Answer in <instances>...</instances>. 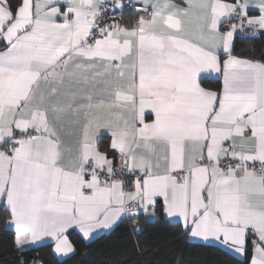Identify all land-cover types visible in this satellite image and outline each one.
<instances>
[{
  "label": "snow or ice",
  "instance_id": "6c2138e0",
  "mask_svg": "<svg viewBox=\"0 0 264 264\" xmlns=\"http://www.w3.org/2000/svg\"><path fill=\"white\" fill-rule=\"evenodd\" d=\"M256 36L264 0H0L14 264L41 246L69 257L74 232L139 237L151 221L264 264V57L235 45Z\"/></svg>",
  "mask_w": 264,
  "mask_h": 264
},
{
  "label": "trees",
  "instance_id": "16d2710c",
  "mask_svg": "<svg viewBox=\"0 0 264 264\" xmlns=\"http://www.w3.org/2000/svg\"><path fill=\"white\" fill-rule=\"evenodd\" d=\"M236 52L246 58L264 57V37H238ZM76 244V252L65 259H58L48 247H38L36 251L26 252L28 264L31 257L39 256L46 264H114L117 258L129 257L131 264H238L240 258L214 245L196 246L199 243L178 239L175 230L160 221L144 225V231L137 237L130 234L126 225L113 233L101 234L100 238L86 242L74 232L70 237ZM139 239L149 245V252L138 255L134 242ZM158 249V251H154ZM12 251V232L0 229V264H14Z\"/></svg>",
  "mask_w": 264,
  "mask_h": 264
},
{
  "label": "crops",
  "instance_id": "0c3cea01",
  "mask_svg": "<svg viewBox=\"0 0 264 264\" xmlns=\"http://www.w3.org/2000/svg\"><path fill=\"white\" fill-rule=\"evenodd\" d=\"M101 234H105V233H101ZM191 242H195V243H200V242H198V241H191ZM72 254H70V256H71ZM58 259H60V260H62V259H65V258H67V257H58V256H56ZM237 258H239V257H237ZM241 259V258H240Z\"/></svg>",
  "mask_w": 264,
  "mask_h": 264
}]
</instances>
